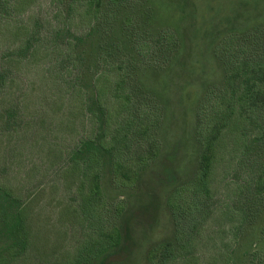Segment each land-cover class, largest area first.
I'll use <instances>...</instances> for the list:
<instances>
[{"label": "trees", "instance_id": "trees-1", "mask_svg": "<svg viewBox=\"0 0 264 264\" xmlns=\"http://www.w3.org/2000/svg\"><path fill=\"white\" fill-rule=\"evenodd\" d=\"M27 1L0 0L4 34L21 40L3 52L0 83L4 90L13 81L12 65L37 55L48 57L47 66L60 61L70 71L65 87L81 100L92 131L64 155L60 174L72 194L60 208L61 221L65 216L69 230L81 228L83 234L65 264H116L131 254V226L139 213L109 200L105 189H118L119 197L138 189L159 156L168 101L150 80L158 82L176 69L185 38L160 27L158 0H48L46 20L37 15L33 22L18 21ZM246 27L208 36L222 81L205 87L197 101L198 169L191 183L167 198L173 230L148 252V264L178 258L187 264L193 258L184 252L213 213L212 176L222 152L238 151L233 170L248 180L238 184L232 203L240 216L232 244L244 223L264 208V24ZM12 111H3L9 125L16 117ZM31 205L30 197L12 187L0 188V264H25L32 252ZM234 248L226 254L227 264L236 260Z\"/></svg>", "mask_w": 264, "mask_h": 264}, {"label": "rangeland", "instance_id": "rangeland-1", "mask_svg": "<svg viewBox=\"0 0 264 264\" xmlns=\"http://www.w3.org/2000/svg\"><path fill=\"white\" fill-rule=\"evenodd\" d=\"M49 8L48 0H29L23 4L18 21L33 22L37 15L46 20ZM158 10L160 27L174 29L185 38L186 47L175 70L158 82L150 80V85L164 92L168 101L159 156L145 171L138 189L126 191L122 197L118 189H105L109 200L136 208L139 213L131 226V254L117 259L116 264H148V252L167 240L173 230L167 198L174 188L191 183L195 177L199 156L193 139L196 104L205 87L222 81L221 68L211 57L209 34L244 31L249 28L246 26L264 24V0H158ZM2 23L3 70V52L15 48L21 40L16 42L6 36ZM48 63V57L41 55L23 59L12 65V84L3 90L0 83V188L8 185L30 197L35 217L33 250L25 264H65L83 239L81 228L69 230L65 216L61 221L60 208L72 194L65 190L60 174L65 165L64 155L91 134L92 124L85 116L81 100L70 96L65 87L70 71L60 61L57 65L47 66ZM5 109L15 110L11 112L16 116L12 125L3 119ZM237 152L220 155L211 184L213 213L192 237L193 244L186 248L184 254L193 256L187 264H227L226 254L234 245L236 260L229 264H264L261 205V214L244 223L237 232L236 244H232L233 230L240 222L232 203L238 184L246 177L233 170ZM171 264H182L181 259Z\"/></svg>", "mask_w": 264, "mask_h": 264}]
</instances>
